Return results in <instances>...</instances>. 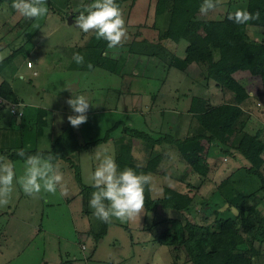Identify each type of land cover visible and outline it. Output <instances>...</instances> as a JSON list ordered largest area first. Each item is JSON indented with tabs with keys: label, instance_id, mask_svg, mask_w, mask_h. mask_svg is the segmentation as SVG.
Here are the masks:
<instances>
[{
	"label": "rangeland",
	"instance_id": "obj_1",
	"mask_svg": "<svg viewBox=\"0 0 264 264\" xmlns=\"http://www.w3.org/2000/svg\"><path fill=\"white\" fill-rule=\"evenodd\" d=\"M92 2L94 0H68L61 12H53L46 2L47 15L31 20L22 17L12 4H0V62L16 52L15 58L0 71V84L8 82L17 101L3 98L0 103V131L7 135L5 141L28 150H51L62 129L71 128L67 116L73 113L65 103L71 91H76L72 95H84L91 104L87 122L78 127L80 141L85 142L83 149L53 161H59L57 166L63 171L68 196H61L58 188L55 194L41 191L38 196L30 197L14 180L9 204L0 206V264H154V258L158 264L168 259L170 264H192L171 237H179V228L185 226V220L207 226L216 223V217H234L235 210L219 211L225 201L217 189L245 160L239 154L233 158L224 153L219 142L224 130L223 118L235 119L237 129L240 123H246L249 132L263 130L260 137L264 140V80L237 71L233 92H226L213 80L206 82L202 66L184 63L187 39L180 36L174 40L171 35H161L168 27V20L157 15L158 0H121L119 8L125 20L127 39L114 48L109 49L107 45L102 50L98 45L103 39H98L94 31L84 33L74 26L75 17L83 6ZM246 3L247 0H220L214 11L208 15L197 11L191 20L219 18L225 11L244 9ZM246 30L256 41L264 38V26L250 25ZM196 32L201 33V30ZM74 53L84 56L83 65H77L72 59ZM28 62L32 67H27ZM89 63L93 65L91 69L87 67ZM236 95L241 97L240 102H236ZM193 97L206 98L211 107L204 113L202 123L189 112ZM155 98L156 103L161 104L156 114L143 116L142 107L150 105ZM134 106L137 111L132 110ZM24 107L25 118L12 112H21ZM41 108L47 110L46 124L43 132L37 134L36 110ZM149 117H152L151 129L162 124L168 129L157 132L160 136L152 130L144 132L147 136L134 135L135 131H145ZM176 123L179 129L175 134L169 127ZM123 136L128 142L125 147H118V154L117 142L113 141ZM154 136H158L155 142ZM168 136L172 137L167 139ZM184 136L189 139L186 144L180 141ZM161 138L171 146L162 142L160 145ZM96 140L95 145L85 147ZM150 146L144 165L151 162L155 166V174L151 173L152 198H167L169 189H173L194 197L195 210L191 214L181 212V219L176 218L165 236L161 235L163 245H150L145 251L135 246L150 234L149 230L143 232L144 227L150 226L148 229L157 233L164 231L165 226L157 224V220L169 217L170 211L159 207L147 213L144 208L139 219L121 221L113 217L105 223L104 234L97 239L93 236L79 241L78 232L85 225L81 216L72 218L71 211L76 209V213L81 214L83 210L92 209L89 206L91 189H81L77 183L72 157L79 154L83 182H90L87 180L91 169L99 163L98 156L116 158L118 154L120 158L127 148L136 156V159L130 156L135 163L143 162V153ZM3 150L0 156L8 157L1 154ZM129 152L131 154V150ZM197 156L203 158L208 167L205 176H199L189 167L187 158ZM262 157L264 159V151ZM8 159L15 164L18 180L24 174V162ZM261 171L264 175V164ZM78 190H82L81 198L76 196ZM67 197L74 200L67 204L64 200ZM255 198L249 203L257 207L262 219L264 199ZM258 224L264 226L262 220ZM100 229L102 231V227ZM234 238L248 243L244 236ZM81 243L87 248L83 251L85 257ZM173 243L179 247L178 251L172 248ZM261 251L263 255L264 243ZM253 264L258 261L254 259Z\"/></svg>",
	"mask_w": 264,
	"mask_h": 264
},
{
	"label": "trees",
	"instance_id": "obj_2",
	"mask_svg": "<svg viewBox=\"0 0 264 264\" xmlns=\"http://www.w3.org/2000/svg\"><path fill=\"white\" fill-rule=\"evenodd\" d=\"M54 1L58 3L57 5L54 2L58 7L53 3V0H46L53 12H61L68 4V0ZM116 3L119 6L121 0H117ZM201 3L202 0H158L156 13L163 15L168 20V27L160 32L161 35L162 33L167 36L171 35L174 40H178L180 36L185 37L188 45L185 48L184 63L187 65L195 63L202 66L206 82L213 80L226 92H233V85L236 84L234 73L237 71L246 72L254 78L264 80V38L256 41L249 36L246 30V27L250 25L264 26V0H247L244 9L252 13H260V19L250 22L248 25H237L227 19L228 14L235 10L225 11L219 18L192 21L191 17L199 11ZM0 4L9 6L12 4V0H0ZM197 29H200L201 33L196 32ZM106 46L105 40L100 41L98 45L102 50ZM15 55L16 52H12L0 62V71L15 58ZM0 97L17 102L10 84L6 81L0 84ZM235 100L240 102L242 99L236 95ZM207 103L206 98L193 97L192 99L189 112L197 116L200 123L203 122L204 113L211 108ZM46 114L47 110L45 109L36 110L37 134L44 130ZM26 115L24 107L21 118ZM234 120L223 118L224 130L219 142L223 146L224 153L233 158L239 154L245 162L223 180L217 189L218 194L225 201L219 211L235 210L234 217H216V223H210L207 226L193 225L185 220V226L179 228L178 239L176 235L171 237L181 247L192 264H253L254 259L258 261V264H264V253L262 255L261 251V246L264 243V226L258 224V221L264 222V217L261 219L257 207L249 203L251 198L264 199V175L261 171L264 164L262 157L264 140L260 137L263 130L255 133L249 132L245 128L246 123H240L239 129H237ZM135 132L134 135L147 136L144 132ZM5 139H8L7 135L0 131V150L4 149L1 154L5 153L13 160H23L17 155L20 149H23L27 154L41 152L46 156L52 153L55 159L65 158L79 149L69 126L62 129L51 150L37 148L28 150L18 145L9 144ZM97 141H93L92 144ZM87 144L85 146H88ZM127 151V148L123 150L122 156L117 161L121 170L131 167L137 173L147 174L155 169L151 162H148L145 167L137 165L128 156ZM150 151L151 146L146 149V152L150 153ZM187 161L193 172L199 176L206 175L208 167L203 158L197 156L189 158ZM152 162L154 163V161ZM76 178L79 180L77 173ZM144 195V208L147 213L154 212L159 207L163 211H170L168 212L169 217L162 216L157 220V224L165 226L164 231L157 234L160 238L161 235L165 236L167 233L165 231L170 228L171 223L181 219V212L191 214L195 210L194 197L173 189H169L167 198H152L150 190L146 186ZM257 219L261 220L257 221ZM237 236H244L248 242L247 245L244 242H237L234 238ZM176 243H173L172 248L178 251L179 247L176 246Z\"/></svg>",
	"mask_w": 264,
	"mask_h": 264
},
{
	"label": "clouds",
	"instance_id": "obj_3",
	"mask_svg": "<svg viewBox=\"0 0 264 264\" xmlns=\"http://www.w3.org/2000/svg\"><path fill=\"white\" fill-rule=\"evenodd\" d=\"M220 0H202L199 8L201 15H208L214 11ZM12 8L25 19H36L47 15L46 0H13ZM229 21L237 25H248L260 19L259 12H249L246 9H237L227 16ZM74 26L84 33L94 31L98 39L107 42L108 48H114L127 39V29L122 12L116 0H94L83 6L75 17ZM72 59L77 65L84 64V56L74 53ZM93 67L91 63L87 65ZM65 103L72 115L67 116V122L73 128L85 124L91 104L84 95H72ZM23 159L24 174L16 179L15 164L6 156H0V206L10 202L14 180L21 186L23 192L32 197L38 196L41 191L55 194L59 188L61 196H68L69 189L64 181V174L53 161L52 153L44 155L41 152L27 154L23 149L17 152ZM98 165L91 174L92 186L96 189L91 194L89 206L93 214L103 222H109L115 217L121 221L139 219L145 206V188L154 187L151 173H137L131 167L119 168L111 155L97 157ZM169 183H173L170 178ZM163 194V190H159Z\"/></svg>",
	"mask_w": 264,
	"mask_h": 264
},
{
	"label": "crops",
	"instance_id": "obj_4",
	"mask_svg": "<svg viewBox=\"0 0 264 264\" xmlns=\"http://www.w3.org/2000/svg\"><path fill=\"white\" fill-rule=\"evenodd\" d=\"M28 67V66H27ZM30 68V67H29ZM209 91V90H208ZM211 91V90H210ZM156 99L157 98H155L154 100H152V102L150 103V105H149V103H147V104H145L142 108L145 110V111H147V112H145V111H140V113L144 116V115H147V114H151V113H153V115H155L156 114V109H158L159 107H160V105L161 104H158V103H156ZM162 102H164V101H162ZM132 110L133 111H137L138 110V108L136 107V106H134L133 108H132ZM117 112H120L119 110H116ZM129 110H127V112H128ZM190 114H193V113H191L190 112ZM194 115V114H193ZM190 120V119H189ZM151 121H152V117H149V119H147L146 120V122L147 123H149L148 124V126L145 124V126H146V128H145V131L144 130H139L140 132H147V131H150V130H152V132H153V134H157V132H159V131H164L168 126H166V125H164V124H162V125H157V127L154 125L153 126V128L151 129ZM175 126H171V127H169V129H174L173 131H174V133L176 134L177 132H178V123H176V124H174ZM130 127V126H129ZM128 127V128H129ZM156 127V128H155ZM71 129H72V131H73V134H74V137H75V139H76V142H77V145L78 146H81L79 149H77L76 151H74L75 153H77V152H79V150H81V149H83V146L82 145H84V143L85 142H83L82 143V141H80V130L78 129V128H73V127H71ZM126 129H127V127H126ZM131 129V128H130ZM168 129V128H167ZM128 131H130L129 129H127ZM79 134V135H78ZM146 134V133H145ZM158 136H160L161 135V133L160 134H157ZM158 136H154V142H155V139H157L158 138ZM188 136V135H187ZM187 136H184V138H183V140L181 139L180 141H183V143H185L186 144V142L189 140L188 138H187ZM172 136H168L167 137V139H170ZM125 138V139H124ZM110 139V138H109ZM117 142V149H118V154L120 153V150H119V146L121 145V147H120V149L121 148H123L124 147V145L125 144H127V142H128V140L126 141V136H123L122 138H120V139H117V140H114L113 142ZM126 141V142H125ZM158 142L160 143V145H161V142H162V144L163 143H165V146H171V144L170 143H167V142H165L162 138L161 139H159L158 140ZM174 142V141H173ZM115 144V143H114ZM86 145V144H85ZM88 146H85L86 148H88V147H90V146H92V145H95V144H87ZM127 147V146H126ZM161 147V146H160ZM175 149V148H174ZM129 150H131V154H130V152H129ZM73 152V153H74ZM128 153V156H133L135 159H136V156L133 154V152H132V149H128V151H127ZM161 152V151H160ZM117 154V156H116V158L114 157V159H115V162L117 163V161H118V158H119V155ZM143 154H145V157H144V161L143 162H140L139 160H137V162H136V164L137 165H139V166H141V167H145V160H146V155H147V153H146V150H145V152L143 153ZM76 156H78V157H76ZM162 157H163V155H162ZM165 157H167V154H165ZM132 158V157H131ZM184 159H185V157H183ZM182 158V159H183ZM189 158H192V157H189ZM189 158H187V159H189ZM60 161H61V159H59ZM72 160H73V162L74 163H72V164H74L73 166H74V168L76 169V173L79 175V180H76L77 181V183H79L80 185H81V189H87V187H89V190L91 189V194H92V192H94L96 189L92 186V184H90V183H92V180H91V174H92V172L95 170V168H96V165H94V167L91 169V173H90V177H88V180L87 181H90V182H83V176H82V171H81V160H80V156H79V154H77V155H74L73 157H72ZM77 160V162H75ZM59 162V161H58ZM58 162H56L55 164H57ZM76 166V167H75ZM58 167L60 168V165H58ZM157 167V166H156ZM72 168V167H71ZM74 168H72V169H74ZM74 169V170H75ZM60 170H61V168H60ZM62 171V170H61ZM154 171H155V169L153 170V171H150V173H152V174H155L154 173ZM63 172V171H62ZM74 173V172H73ZM76 173L74 174L75 175V177H76ZM89 175V174H88ZM77 179V178H76ZM151 191L152 190H150V193H151ZM77 195V197H79V198H81L80 196H82V190H78V192L76 193ZM83 198V197H82ZM65 200V202L67 203V204H69L70 202H72V200H74V199H72V198H70V197H67L66 199H64ZM77 200V199H76ZM83 200H84V198H83ZM93 212H94V210H89V209H87V210H83V211H81V214H78V213H76V209H75V211H71V216H72V218H77V217H80L81 216V220H82V222H84V225H85V228H82V230L80 231V232H78L79 233V241L81 240H86L87 238H89V237H93V236H95L96 237V239L101 235V234H104V227H105V223H109V222H103V221H101L100 219L98 220V218L93 214ZM100 227H102V231H101V229H100ZM148 227H150V226H148ZM148 227L146 226V227H144V229H145V231L143 230V232L145 233V232H147L148 230L150 231V234H149V236H147V238L145 239V240H143L141 243H137L136 242V244H135V246H140V249L142 248L144 251L150 246V245H152V246H154V245H163V243L161 242V239H160V237H158V233H157V231H154V230H152V229H148ZM148 243V244H147ZM81 246H80V248H81V253H82V255L85 257V254H83L84 252V250H86L87 248H86V246H84V244L83 243H81L80 244ZM154 260V264H158V261L156 260V258H154L153 259ZM152 260V261H153ZM169 260V259H168ZM168 260L167 261H165V263H163V264H170V263H168ZM147 261H150L149 259L147 260Z\"/></svg>",
	"mask_w": 264,
	"mask_h": 264
},
{
	"label": "built area",
	"instance_id": "obj_5",
	"mask_svg": "<svg viewBox=\"0 0 264 264\" xmlns=\"http://www.w3.org/2000/svg\"><path fill=\"white\" fill-rule=\"evenodd\" d=\"M27 66H28V67H32L30 62H28ZM2 99H3V98L0 97V103L3 101ZM12 112L14 113V115H20V116H21V115L23 114V109H22L21 112L14 111V110H12Z\"/></svg>",
	"mask_w": 264,
	"mask_h": 264
},
{
	"label": "water",
	"instance_id": "obj_6",
	"mask_svg": "<svg viewBox=\"0 0 264 264\" xmlns=\"http://www.w3.org/2000/svg\"><path fill=\"white\" fill-rule=\"evenodd\" d=\"M67 21H68V23H70V21H71V15H69V16L67 17Z\"/></svg>",
	"mask_w": 264,
	"mask_h": 264
}]
</instances>
